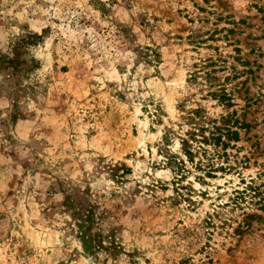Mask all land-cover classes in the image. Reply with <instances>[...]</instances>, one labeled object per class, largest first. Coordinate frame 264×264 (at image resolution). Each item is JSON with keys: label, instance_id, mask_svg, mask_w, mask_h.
I'll return each mask as SVG.
<instances>
[{"label": "rangeland", "instance_id": "1", "mask_svg": "<svg viewBox=\"0 0 264 264\" xmlns=\"http://www.w3.org/2000/svg\"><path fill=\"white\" fill-rule=\"evenodd\" d=\"M0 56V264H264V0H0Z\"/></svg>", "mask_w": 264, "mask_h": 264}, {"label": "trees", "instance_id": "2", "mask_svg": "<svg viewBox=\"0 0 264 264\" xmlns=\"http://www.w3.org/2000/svg\"><path fill=\"white\" fill-rule=\"evenodd\" d=\"M0 58H1V56H0ZM0 61H3V60L0 59ZM13 61H17V63H18V55H17L15 58H10V59L8 60V62H10V63H12ZM6 62H7V61H6Z\"/></svg>", "mask_w": 264, "mask_h": 264}]
</instances>
